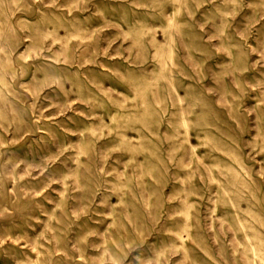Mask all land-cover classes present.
Segmentation results:
<instances>
[{"label": "rangeland", "instance_id": "374dc122", "mask_svg": "<svg viewBox=\"0 0 264 264\" xmlns=\"http://www.w3.org/2000/svg\"><path fill=\"white\" fill-rule=\"evenodd\" d=\"M0 264H264V0H0Z\"/></svg>", "mask_w": 264, "mask_h": 264}]
</instances>
